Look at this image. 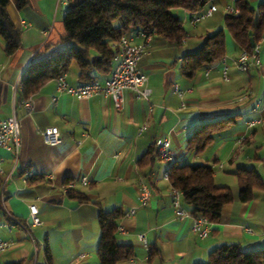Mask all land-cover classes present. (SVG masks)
Returning a JSON list of instances; mask_svg holds the SVG:
<instances>
[{
    "label": "crops",
    "instance_id": "0c3cea01",
    "mask_svg": "<svg viewBox=\"0 0 264 264\" xmlns=\"http://www.w3.org/2000/svg\"><path fill=\"white\" fill-rule=\"evenodd\" d=\"M213 1L223 12L226 5L233 4V0ZM251 1L256 3L254 6L264 3ZM30 6L32 18L13 2L7 7L20 31V47L12 56L4 54L0 39V120L15 110L21 138L16 161L0 147V238L10 242L0 254V264H99V207L104 211L121 208L124 212L117 221L115 240L130 246L132 256L118 264L202 263L220 244H238L244 250L264 248V189L252 188L251 198L242 202L237 181L239 167L253 168L264 180V124L247 126L249 120L264 117V84L258 71L237 70L235 58L239 52L234 50L228 33L224 55L228 81L222 79L220 60L192 77L181 73L182 56L197 48L200 34L215 30L204 23L196 34L186 31L189 37L181 46L159 35L152 37L139 62L145 85L151 90L149 101L125 91L123 107L116 111L110 99L101 95L78 99L59 93L52 79L31 95L34 109L26 115L19 105L20 77L30 62L57 48L66 11L65 0H30ZM179 12L187 16L183 9ZM260 54L264 67V39ZM64 77L70 85L82 83L74 63ZM105 78L98 75L95 81ZM173 84L182 91V97L172 91ZM258 100L260 111L256 112ZM228 116L233 119L203 151L185 150L186 139L193 131ZM49 126L58 128V144L46 143L40 133ZM142 126L145 128L140 129ZM165 136L170 138L174 161L208 163L214 169L215 184L229 189L235 186L232 201L222 206L219 220L211 224L205 238L192 233L190 219L175 216L170 186L162 176L171 161L159 158L151 166L139 162L147 148ZM28 171L44 176L42 182L49 186L46 192L23 195L36 188L26 181ZM82 177L87 178L86 184H82ZM141 184L152 192L144 205L139 202ZM69 192L82 193L87 201L80 203ZM29 204L36 205L41 220L32 228L35 244L11 224L7 215L25 219ZM129 210L134 211L133 215L126 216ZM139 234L144 236L145 244ZM150 247L157 249L151 257Z\"/></svg>",
    "mask_w": 264,
    "mask_h": 264
},
{
    "label": "trees",
    "instance_id": "16d2710c",
    "mask_svg": "<svg viewBox=\"0 0 264 264\" xmlns=\"http://www.w3.org/2000/svg\"><path fill=\"white\" fill-rule=\"evenodd\" d=\"M208 1L65 0L63 31L55 43L57 48L25 67L20 77L19 100L36 93L45 82L65 75L72 63L76 65L78 79L82 83L95 81L98 75L108 77L117 52L115 43L123 31L140 29L147 33L153 32L170 44L181 46L184 43L182 40H187L189 36L182 20L172 10H198ZM12 2L27 17H33L30 0H0V39L6 56H12L20 47V31L7 11ZM233 6L238 10L237 14L223 12L218 6L213 16L204 21L205 25L209 23L215 30L200 34L201 41L197 48L182 56L180 70L184 76L192 77L196 72L215 64L226 54V33L237 52L243 49L251 50L250 38L254 44L261 42L264 36V3L253 6L251 0H233ZM220 18L222 23L219 22ZM115 20H119V26H113L112 22ZM232 119L233 117L228 116L202 124L186 139L185 150L192 153L203 151ZM156 159H159V155L156 145L152 143L139 158V162L151 166ZM167 168V182L170 187L182 191L183 204L195 216L205 217L211 223L217 222L222 206L230 203L233 197L227 186L214 183L212 165L171 161ZM238 169V198L245 202L251 198L252 188L264 189V180L253 168ZM43 180L42 175L27 176V183L36 185V188L23 195L34 196L46 192L49 186L44 184ZM1 187L0 178V190ZM68 194L80 203L87 201L82 193ZM123 215L121 208L109 211L98 208L100 237L96 255L99 264H118L132 256L130 246L119 244L115 240L117 221ZM156 253V248H149L150 257ZM196 264H264V248L244 250L238 244H220L209 251L207 261Z\"/></svg>",
    "mask_w": 264,
    "mask_h": 264
},
{
    "label": "built area",
    "instance_id": "2783aa9c",
    "mask_svg": "<svg viewBox=\"0 0 264 264\" xmlns=\"http://www.w3.org/2000/svg\"><path fill=\"white\" fill-rule=\"evenodd\" d=\"M217 6L213 0H209L201 9L198 10H185L184 13L188 17V22L192 27H195L199 23H202L206 19L210 18ZM226 13L237 14L238 10L232 5H226L224 8ZM154 36L153 32H145L140 29H132L123 31L119 40L115 43L117 52L114 55V66L107 78L102 81H92L87 83H81L78 85H70L66 82L64 75H60L54 78L56 89L59 93L68 94L78 99H87L92 96L101 95L110 99L114 110L119 111L123 107V94L125 91H130L136 98L149 101L151 90L146 87V77L140 70L139 62L141 58L146 54L147 48ZM135 38L140 39L138 43H134ZM264 36L261 41H263ZM186 39L184 38L182 42ZM261 43V42H260ZM260 43L254 44L251 50H241L235 58V64L238 71L247 72L248 70H256L260 73L261 80L264 84V67L262 59L260 57ZM221 63V76L224 81L229 80L228 64L226 58L223 56L220 59ZM208 70V69H207ZM19 88L21 85L18 83ZM172 91L179 97H182V91L176 84L171 86ZM55 100V98L53 99ZM183 104V102H181ZM26 115H30L34 109L32 96L22 99L19 104ZM260 101L255 104L254 111L259 112ZM264 124V117H258L256 119L249 120L247 122L248 128H252L255 125ZM145 128L142 126L143 129ZM46 143L55 145L61 141L60 133L57 127L49 126L40 130ZM157 147V152L161 160L174 161L170 150V138L165 136L157 138L154 141ZM0 147L11 153L13 159L16 161L21 151V138H20V119L16 115L15 110L12 114L2 120H0ZM168 168H166L162 176L167 180ZM31 172L28 171L26 176H30ZM82 184L87 183V178H81ZM151 189L145 184H141L139 191V202L141 205L146 204L151 196ZM171 205L174 209V213L177 219H190L191 231L199 238H205L209 235L211 229V222L202 216H195L192 211L187 208L182 201V191L177 188L170 187ZM134 211L129 210L125 213L126 216L133 215ZM8 218L12 225H15L22 229L33 244L36 240L32 233V228L41 223L38 216V210L36 205H28V216L25 219H20L7 213ZM251 232L250 229H247ZM264 237V233H263ZM138 238L145 244V238L139 234ZM10 242L0 238V254L8 249Z\"/></svg>",
    "mask_w": 264,
    "mask_h": 264
},
{
    "label": "rangeland",
    "instance_id": "374dc122",
    "mask_svg": "<svg viewBox=\"0 0 264 264\" xmlns=\"http://www.w3.org/2000/svg\"><path fill=\"white\" fill-rule=\"evenodd\" d=\"M231 4H232V3H230L229 5H231ZM251 4L254 6L256 3H255L254 1H251ZM221 10L223 11L222 8H221ZM172 12H173L175 15L179 16V18L182 20V25H183L185 31H187V32L190 33L191 35H192V34H196L197 30L199 31L200 28L204 26V23H205V22H202V23H199L198 25H196L195 27H192V26L189 24V22H188V17L186 16V17H187V19H186V17H184L183 14H182L181 12H179V9H173ZM219 22L222 23L221 18L219 19ZM117 23H119V20H115V21H113V24H117ZM260 57L262 58V54H260ZM261 174L264 175V172H263L262 170H261ZM230 191L233 192V193H235V186H234V187H231V188H230Z\"/></svg>",
    "mask_w": 264,
    "mask_h": 264
},
{
    "label": "water",
    "instance_id": "95a60500",
    "mask_svg": "<svg viewBox=\"0 0 264 264\" xmlns=\"http://www.w3.org/2000/svg\"><path fill=\"white\" fill-rule=\"evenodd\" d=\"M249 40H250V46L253 47L254 46V42H253L252 38H250Z\"/></svg>",
    "mask_w": 264,
    "mask_h": 264
}]
</instances>
